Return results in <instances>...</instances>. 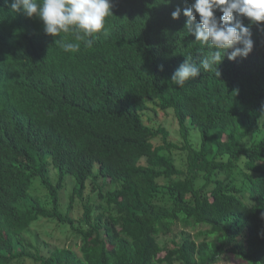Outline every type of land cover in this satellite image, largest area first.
<instances>
[{
	"label": "trees",
	"instance_id": "obj_1",
	"mask_svg": "<svg viewBox=\"0 0 264 264\" xmlns=\"http://www.w3.org/2000/svg\"><path fill=\"white\" fill-rule=\"evenodd\" d=\"M192 3L118 0L109 34L92 47L40 46L33 112L47 138L18 161L0 128V190L9 187L0 192V264H264V28L247 25L252 53L225 57L219 79L201 70L178 87L171 78L186 56L199 63L208 51L185 29ZM7 21L0 12L6 33L30 31ZM160 113L172 115L180 141ZM41 222L70 244L44 255L33 236Z\"/></svg>",
	"mask_w": 264,
	"mask_h": 264
},
{
	"label": "clouds",
	"instance_id": "obj_2",
	"mask_svg": "<svg viewBox=\"0 0 264 264\" xmlns=\"http://www.w3.org/2000/svg\"><path fill=\"white\" fill-rule=\"evenodd\" d=\"M117 2L0 0V12L8 17L7 26L10 21L19 20L30 27V31L15 29L8 33L0 28V124L4 126L0 128L13 135V155L18 161L27 159L23 154L42 148L47 138H43L45 119L33 112L42 83L38 78L42 74L39 61L45 59L40 46L65 53L78 52L81 43L92 47L101 35L109 34ZM171 15L178 20L181 8L177 7ZM183 15L185 29L195 36V44L208 51L202 53L199 63L191 55L186 56L174 72L171 82L181 88L195 80L201 70L219 79V65L225 57L235 62L252 53L254 42L247 25L264 28V0H194L183 9ZM7 188L5 183L0 192H7Z\"/></svg>",
	"mask_w": 264,
	"mask_h": 264
},
{
	"label": "rangeland",
	"instance_id": "obj_3",
	"mask_svg": "<svg viewBox=\"0 0 264 264\" xmlns=\"http://www.w3.org/2000/svg\"><path fill=\"white\" fill-rule=\"evenodd\" d=\"M160 121H162L166 127L170 130L172 139L176 141H180V133H179V126L177 122L173 119L172 115H164L163 113L159 114ZM159 121V122H160ZM263 122V121H262ZM195 132H191V141L196 144L198 142L197 137L195 136ZM199 140H200V135H199ZM74 187V181L72 178H68L66 180V184L64 188L62 189V192L60 193V208L63 213L66 212V209L68 207L69 201H70V196L72 194V190ZM39 194L44 196V193L39 190ZM77 200L76 206L74 210H72V214L76 217H80L82 212H81V207L82 204L78 202ZM250 203V202H249ZM33 230V236L36 242L38 243L39 249L43 252V254H47L49 250L54 249L56 247H64L68 244H70V240L68 239L70 235H62L60 234V230H55L54 225L52 224H43L42 222L36 226ZM173 231L175 233H180L182 231L181 227L175 226L173 228ZM73 240V239H72ZM165 241V239L163 240ZM170 243V242H169ZM29 264V262H28ZM218 264H245L244 262L240 260H236L234 258H226L222 262Z\"/></svg>",
	"mask_w": 264,
	"mask_h": 264
}]
</instances>
